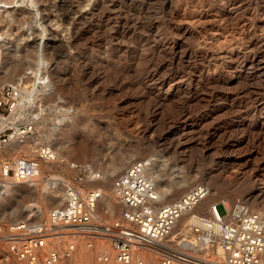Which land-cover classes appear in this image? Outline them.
Returning a JSON list of instances; mask_svg holds the SVG:
<instances>
[{"label":"rangeland","instance_id":"obj_1","mask_svg":"<svg viewBox=\"0 0 264 264\" xmlns=\"http://www.w3.org/2000/svg\"><path fill=\"white\" fill-rule=\"evenodd\" d=\"M23 16L22 24L18 18ZM39 40L46 43L47 72L58 92L54 98L51 91L40 94L44 130L55 123L60 108L68 109L58 133H67L66 141L55 145L54 138H44L40 144L66 147L61 148L62 168L55 170L68 183L76 174L72 164L91 165L99 174L122 156L156 157L166 161L167 180L188 181L178 190L173 184L168 204L203 184L214 198L198 212L208 213L220 202L241 201L250 211L264 206V0L0 3V88L9 81L8 70H18L16 77L29 71L25 68ZM35 129L39 134L42 124ZM120 175L121 170L110 172L109 179L98 176L76 188L83 193L95 188L110 199ZM98 181L106 184L86 185ZM47 195L36 185L19 184L0 198L3 235L20 222L46 223L32 204L44 215L47 208L51 213L55 209ZM114 206L112 215L101 208L99 217L96 211L97 220L126 225L122 209ZM217 210L225 214L221 204ZM79 242L78 247L68 244L62 234L52 247L60 253L69 245L79 249L77 264H100L97 256L111 249L108 237L79 234ZM141 253L149 264L158 262L150 249ZM0 264H22L5 242Z\"/></svg>","mask_w":264,"mask_h":264},{"label":"built area","instance_id":"obj_2","mask_svg":"<svg viewBox=\"0 0 264 264\" xmlns=\"http://www.w3.org/2000/svg\"><path fill=\"white\" fill-rule=\"evenodd\" d=\"M29 76L21 75L0 88V150L17 138L36 134L35 128L41 119L38 95L33 93L30 105L23 102ZM36 76L45 82L47 68L39 66ZM55 160L56 154L50 146L37 144L32 146L30 155L22 154L2 162L0 198L6 197L15 184L31 185L40 174L41 163L50 164ZM72 166L76 170L73 182L62 183L68 195L67 205L53 210L47 224L35 226L20 222L9 227L8 236L0 228V243L5 242L18 260L26 264H71L68 258L73 245L63 253L56 250L43 253L49 237L62 235L63 228L71 227L78 229L76 234L108 237L114 264H134L133 252L150 248L158 249L156 264H264V216L250 211L243 202L236 201L230 206L220 202L209 206L208 213L194 211L209 192L202 184L180 202L159 207L153 185L144 177L148 163L136 160L123 175L115 178L112 189L124 206L120 212L123 221L131 227L119 222L102 223L94 216L101 192L91 190L83 195L76 188L87 179L97 180L98 174L90 175L89 169L77 164ZM219 204L225 210L223 216L217 210ZM184 210L190 211L182 227L184 231L181 227L176 230ZM97 261L112 264L111 257L105 253L98 255Z\"/></svg>","mask_w":264,"mask_h":264},{"label":"bare ground","instance_id":"obj_3","mask_svg":"<svg viewBox=\"0 0 264 264\" xmlns=\"http://www.w3.org/2000/svg\"><path fill=\"white\" fill-rule=\"evenodd\" d=\"M13 1L14 0H0V3L1 4L3 3L5 5H10ZM15 13L17 14V11L14 12L13 14H11V16L13 18H15L14 17ZM18 20L20 22H22V24H23V22L25 21V18H24V16H23V18L19 17ZM45 44H44V41H42V40H39L38 42L34 43V45L32 47L33 59H30V61H28L29 66L27 68H25V70H29L25 74L31 75V76H29V81L31 83L26 86L27 96L23 100V102H26L27 105H30L31 103H33V102H31V96L33 95V93L34 94L36 93V95H38V98H40V94L45 95L46 91H51V92H48V95H50L51 98H54L55 96L58 95V92L54 89V86H53L52 81H51V79H52L51 71L47 72V80L45 82L43 80H39V78H37V76H36V70L39 68V66H45L47 68L48 64L50 63V59L48 58L49 56H47L48 54H46V52H45L47 49ZM17 72H18V70L14 69V68H12L6 72V77H8L7 80H9V81H7V84L13 83L14 81L17 80V78H19V77H16ZM1 83H3V81ZM44 98H45V96H44ZM66 112H68V109L60 108L58 114L55 115V117L53 119L55 123H53L51 125V127L44 130V128L46 126V123H45L46 119L43 118V115H42L43 111L40 110L39 113L41 114L40 115L41 119L38 122V124H40V123L42 124V131L39 132V134L37 133L38 135L37 134L34 135L32 138H30V137H28V138H26V137L17 138L15 140L11 141L6 147L1 149L0 150V165L2 164V162L7 161V157H11L15 153H19V152L29 153V152H31L32 146L40 144L42 141H44V138L46 140H50L51 138H54L55 145H57V143L60 141H63V142L66 141L67 133H65V134L61 133L58 135V133L60 131L59 128L65 126V123L68 119V117L65 116ZM30 141L32 143L31 145H30ZM51 146H52L51 147L52 149L54 148L53 151L56 154L55 162L50 163V164L41 163L40 174H39L38 178L35 179V181L31 185H36L37 187L40 188V190H43L45 193H47L50 205H52L53 209L56 210V209H63L64 207H66L67 202H68V195H67L65 186L63 185V184H66L68 182L63 177H61V173L58 174V173H56V170H55L58 167L62 168L61 164H60L61 162H63V161H61V158H62L61 148L62 149L65 148L64 150H66V147L62 144L59 145V149L55 148L53 145H51ZM10 150L13 153H11ZM126 160H127V162H126ZM136 160L137 159L134 156H129V155L122 156V157L114 160L108 166H102L100 168V170L97 172V173H99L98 176H101L102 178L103 177L107 178L108 173H110V172L114 173V172L119 171V170H121V175H123L125 173V171L128 169V167L132 163L136 162ZM143 160H146L148 163V166L145 168V171H144V177H145L147 182H150L153 185L154 193L156 195V200H155L156 204H158L159 207L171 205V204H168V201L170 198H172V191H173V184L174 183L172 182V180H167L168 176H170V175L165 170L166 165H167L166 161L160 160L159 158H156V157H148V158H145ZM126 164H127V167H126ZM86 168L90 170V175L92 173H95V171L94 172L91 171V165L87 166ZM177 172L178 171H176V173L174 174L175 175L174 178L175 177L179 178L178 175L180 173H177ZM172 176H173V174H172ZM108 179H109V177H108ZM99 182L100 181H98L96 183L87 182L86 185H87V187H92V185L106 184L105 182H101V183H99ZM17 185H19V184H15L13 187H15ZM174 185L177 187V190H178V189L186 187L188 185V181L181 179L179 181H176V183ZM196 186H198V185H196ZM196 186H193V187L191 186V188L188 191H186L183 196L188 195L191 192V190H193ZM13 187L8 191V193L13 189ZM94 189L92 188L91 190H94ZM79 192L84 195V193L81 190H79ZM101 194L102 195L98 199V202L96 205V211L98 212L97 213L98 216H99L101 208L103 211L106 210L108 215H112L114 213V210H115L114 202L117 204V206H119L121 209H123L124 206L119 203V201L115 198V196L113 198L109 197L110 199H108L107 198L108 195L103 194L102 192H101ZM212 198H214V194H211V192L209 190L207 197L199 205L203 206V203H204V206H206L207 204H209V201ZM255 199L253 198L254 201H255ZM215 204L216 203H213L212 205H215ZM224 204L226 206H230V204L227 202H224ZM256 206H258V205H256ZM32 207H36V209H38V211L41 214L40 216H42V217L45 216V218L47 220L46 221V224H47L50 220V210H48V208H47V211H45V215H44L42 208L39 205H37V203L35 201L32 204ZM196 208H194L193 210L195 211ZM252 209H253L252 210L253 212L259 213L262 216H264V213H263L264 212V206L261 208L252 207ZM189 212H190L189 210H184V212L182 213V216L177 220L176 227L178 225H181V229L183 230L182 223H183V220L186 219V215ZM97 214L95 213V215H94L96 217V219L98 217ZM122 220H123V218H122ZM125 226L130 227L129 224H126ZM62 232H63L62 234L65 235L68 244L76 245V247L79 246V243H80L79 242V234H76V233H78L76 228L66 227V228L62 229ZM136 232L138 234V231H136ZM184 233H186V232H184ZM58 239H59V236L49 237L46 240V247L43 249V253H46L49 250H53L52 244L58 243ZM67 250H68V247H67ZM67 250H65V251H67ZM150 250L152 251V253H154V255L156 257H158V253H159L158 249L150 248ZM79 252H80V250L79 249L77 250V248L75 250V247H73V250L70 251L68 261L71 264H77L76 260H77V255ZM105 253L111 257V261H114L113 260L114 259V252L112 251V249L108 248ZM132 258H133L134 264L138 261H144L145 263L149 264L146 257H145V254H142L140 249L133 252ZM21 263L26 264L25 261H21Z\"/></svg>","mask_w":264,"mask_h":264}]
</instances>
